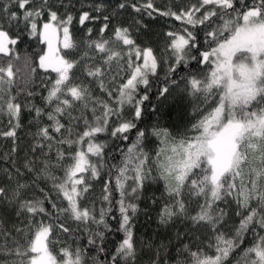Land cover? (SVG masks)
I'll return each mask as SVG.
<instances>
[{"label": "snow or ice", "instance_id": "snow-or-ice-1", "mask_svg": "<svg viewBox=\"0 0 264 264\" xmlns=\"http://www.w3.org/2000/svg\"><path fill=\"white\" fill-rule=\"evenodd\" d=\"M205 6L213 7L201 12ZM118 7L124 9L126 4ZM132 7L141 12V7ZM143 8L155 11L152 0H146ZM195 13H201L200 17ZM147 15L151 17L152 11ZM162 15L192 26L166 33L167 60L158 58L150 46L139 47L129 28H114L112 39L101 37L77 44L70 31L73 15L59 14L50 0H0V115H7L10 126L0 135L15 140L22 111L27 108L35 113L32 120L37 123L33 134L37 143L31 151L43 156L39 164L35 160L24 164L27 173H34L31 183L16 168L14 173H6L8 185L0 186V264H138L133 218L139 201H145V214L159 203L151 186L160 182L164 193L159 224L167 227L183 218L192 229L205 228L207 233L198 238V244L183 243L181 234L176 233L180 245L175 257L160 255L168 247L163 242L148 245L153 252L148 264H264V0H199L198 6L179 14ZM90 19L87 11L79 15L81 25ZM108 26L104 24L101 34ZM25 33L47 45V50L38 54L36 67L56 74L49 79L47 96L42 98L47 109L22 105L11 92L21 70L14 46ZM58 34H62L63 49L68 50L63 55L54 46ZM81 48L80 58H73ZM97 51L106 55L104 64L127 61L131 71L115 91L105 83L102 66L88 63L92 59L89 54ZM133 57L142 63H133ZM30 59H25V68L30 67ZM193 62L195 70L187 71L178 81V71L191 68ZM162 66L167 71L158 97L167 99L171 94L170 81L177 88L182 83L183 93L201 103L207 104L217 95L219 99L190 130L172 133L153 126L150 134L160 146L149 153L145 145L149 130L139 127L137 121L142 122L143 104L149 100V77L157 75ZM78 67L93 78L88 84L76 82L74 69ZM35 71L30 68L31 73ZM141 85L145 94L138 96ZM94 87L106 92L109 99L95 98ZM125 105L132 106L131 119L125 118ZM78 107L85 111L74 116ZM86 111L91 112V118ZM45 115L51 123L40 126ZM81 121L83 128L76 131ZM54 134H60V139ZM107 139L112 140L111 145ZM53 140L68 146L63 151L57 149L55 163ZM221 144L223 152L218 151ZM109 151L115 153L110 157L112 163ZM57 169L62 175L55 174ZM102 176L108 178L103 180L101 207L97 209L89 197L94 182ZM192 200L196 201L194 214L188 206ZM221 203L225 207H220ZM233 203L239 224L226 228L229 214L225 208ZM113 209L119 213L112 215L115 228L108 220ZM10 216L19 223L6 229L3 224ZM57 231L84 239L79 243L73 239V246L63 245L57 252L50 248ZM113 233H122V239L109 240Z\"/></svg>", "mask_w": 264, "mask_h": 264}, {"label": "trees", "instance_id": "trees-1", "mask_svg": "<svg viewBox=\"0 0 264 264\" xmlns=\"http://www.w3.org/2000/svg\"><path fill=\"white\" fill-rule=\"evenodd\" d=\"M50 3L52 4L53 10H57L59 14L63 15L65 13H70L73 15L74 19L70 26V31L77 44L86 43L88 41H98L101 37L106 40L112 39L114 38V28L126 27L129 28L131 38L136 41L139 47L143 48L145 46H150L153 48L154 54L158 58L167 60V54L164 52L165 45L168 42L166 33L169 31L181 30L184 27L192 28V26L186 25L184 20H176L174 16L162 15V13L176 12L179 14L181 11L191 8L192 5L198 6L199 0H152L153 9H155V11L145 10L143 8L146 0H50ZM119 3H125L126 7L120 9L118 7ZM133 4L137 7H141V12H136L132 7ZM97 7H100L99 11L95 10ZM212 7L213 6H205V8L201 9V12ZM84 11L89 12L92 19L86 20L85 23L81 25L79 23V15ZM148 11H152L151 17L147 15ZM192 11L194 12V9H192ZM200 15L201 13H195L196 17H200ZM105 16L109 17L108 21L104 20ZM212 20L217 23H222V21H219L216 17H213ZM138 21L139 23H137ZM105 23L109 26L105 29L104 33L101 34L100 29ZM145 25H147V27H144ZM196 27L203 28L204 26L197 25ZM88 29L92 30L91 33L88 32ZM226 34L227 33H225V35ZM200 35L202 38L203 33ZM14 47L20 57L19 61L16 63L21 70L15 78V85L11 89L12 95L16 96L17 102H20L22 105H35L47 109L45 101L42 98L47 96L46 87L49 79L55 78L56 74L50 70L45 72L36 67L38 64V54H40L42 50H45V44L39 43L36 39L30 38L25 33ZM205 47H207V45H205ZM58 49L61 55L68 51L63 49L61 45L58 46ZM83 51L84 49L81 48L79 52L74 53L73 58L79 59ZM89 56L92 57V59L88 61L89 65L95 63L96 66H102V71L105 72V76L103 77L105 83L111 84L113 86V91H115V87L118 86L121 80L125 79L131 71L127 68L126 60H121L119 64L113 60V62L108 65L104 64L106 55L103 53L97 51L95 53H90ZM26 58H31L29 61L30 67L28 68L24 67ZM133 63H141V61H136L133 57ZM32 67L36 68L35 73L30 72V68ZM196 67L197 66L193 62L191 68H182L176 74V79L179 81L180 76L185 75L187 71L195 70ZM206 70L205 68V71ZM74 71L78 77L77 83L83 82L88 84L89 81L93 79L92 77H86V73L82 67H78L74 69ZM166 71L167 67L162 66L157 69V75H150V88L147 90L149 100L145 101L143 104L144 112L142 122L137 121L139 127L149 130V135L145 141L146 150L149 153H154L160 146L158 140L150 134V130L153 126L159 125L160 127L169 129L172 133H182L186 129L190 130L192 125L197 123L204 114L210 111L211 107L214 106L219 99L217 95L209 100L207 104L201 103V100L196 97L183 93L182 89L184 85L182 83L180 87L177 88L170 81L168 82V87L171 89V94L168 95L167 99L158 97L156 94L158 89L165 86ZM92 91L95 98L103 100L109 99L106 92H100L98 87H94ZM29 92L33 93V95L29 96ZM144 94L145 89L144 86L141 85L138 90V96ZM112 100L114 103L115 98H112ZM77 104L79 105L80 102H77ZM90 107L91 103L89 104V108ZM131 109V105L124 106L126 119H131V115L129 114ZM82 111L85 110L82 107H78V109L73 112V115H80ZM34 115L35 113H29L27 108L22 111L20 120L21 127L16 130L15 140L11 137L0 135V186L8 185L9 182L6 173L7 171H12L14 173L16 168H19L23 176L28 177L27 182L31 183V176H33L34 173H27L24 164L27 160H35L37 164L43 161V156L41 154H34L31 151L32 147L37 143L33 135L37 131V123L32 120ZM86 115L88 118H91L90 111H86ZM66 121L67 118L65 117L62 122L66 123ZM50 123L46 115L40 118V126ZM9 127L7 115H0V133L9 130ZM82 128L83 121L80 122V126L76 131ZM54 135L56 139H60V134ZM134 135L135 132L133 130L131 138H134ZM73 138H75V135H73ZM102 139H106V137H102ZM107 142L109 145L112 144L111 139H107ZM67 147V145L59 146L56 140H53L51 150L53 163H55L57 149L59 148V150L63 151L67 149ZM13 148H15V151H13ZM44 151L48 152L49 150L45 148ZM112 155H115V153L109 151V163L113 162L110 159ZM55 174L59 176L62 175V172L57 169ZM107 178V176H102L101 180L94 182L92 196L89 197L91 201H95L97 209L101 207V188L103 186V180ZM15 180L16 177L13 175V185ZM21 182H25L24 179H21ZM41 186L44 185L41 184ZM47 188H51V183L47 184ZM151 190L160 198L159 203L149 207L147 214H145V201H139V210L133 218L138 264H148L149 258L153 254L148 247L150 244L153 246H158L161 242L167 244V249L162 250L160 255L164 257H175L176 248L180 245V241L176 239V233L181 234V240L186 244H198L200 242L198 238H203L207 233V229L205 228L192 229L190 223L183 218L174 220L173 223L167 227L161 226L158 222V212L160 204L163 203V183L153 184ZM36 194L38 195V193ZM188 206L189 210L194 214L196 201H190ZM104 207L107 208V204H105ZM220 207H225V205L221 203ZM225 210L229 214L226 218V228H232L233 225H238L240 217L235 214L237 211L236 204H231L229 207H226ZM113 214L118 216L119 213L113 209V213H110L108 216L110 225L115 228V220L112 219ZM61 219L63 220V217ZM18 223L15 216H10L3 224V227L11 229L14 224ZM68 223H70L73 229L76 228L75 224H71V222ZM185 233L188 234V238H185ZM122 235V233H113L110 234L108 238L111 241L118 242L122 239ZM73 239H77V243H79L84 237H73L57 231L51 238L50 248L58 252L63 245L73 246ZM169 241L171 243H169ZM109 247L111 248L112 245L110 244ZM209 254H211V252ZM170 264H172L171 261Z\"/></svg>", "mask_w": 264, "mask_h": 264}, {"label": "rangeland", "instance_id": "rangeland-1", "mask_svg": "<svg viewBox=\"0 0 264 264\" xmlns=\"http://www.w3.org/2000/svg\"><path fill=\"white\" fill-rule=\"evenodd\" d=\"M62 39H63L62 34H58L57 39L54 41V46L57 47V48H58L59 45L62 46ZM46 50H47V45L45 44V50L44 51H46ZM141 63H142V60H141ZM206 114H204V115H206ZM86 149H87V145L84 146V150L85 151H86ZM223 150H224V145L223 144L218 145V151L223 152Z\"/></svg>", "mask_w": 264, "mask_h": 264}, {"label": "bare ground", "instance_id": "bare-ground-1", "mask_svg": "<svg viewBox=\"0 0 264 264\" xmlns=\"http://www.w3.org/2000/svg\"><path fill=\"white\" fill-rule=\"evenodd\" d=\"M55 153V152H54ZM53 156V155H52Z\"/></svg>", "mask_w": 264, "mask_h": 264}]
</instances>
